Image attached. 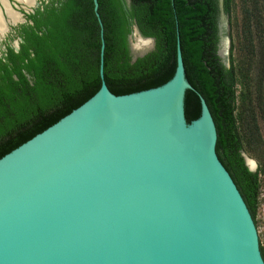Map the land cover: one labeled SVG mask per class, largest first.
<instances>
[{
    "label": "water",
    "instance_id": "water-1",
    "mask_svg": "<svg viewBox=\"0 0 264 264\" xmlns=\"http://www.w3.org/2000/svg\"><path fill=\"white\" fill-rule=\"evenodd\" d=\"M92 1L100 86L0 157V264H264L261 232L221 162L215 118L179 40L167 81L115 94ZM0 20L3 35L14 22L6 7Z\"/></svg>",
    "mask_w": 264,
    "mask_h": 264
},
{
    "label": "trees",
    "instance_id": "trees-1",
    "mask_svg": "<svg viewBox=\"0 0 264 264\" xmlns=\"http://www.w3.org/2000/svg\"><path fill=\"white\" fill-rule=\"evenodd\" d=\"M231 24L229 65L218 54L220 0H98L104 80L115 94L158 86L176 66L177 39L190 84L215 118L216 149L257 225L264 186V0H222ZM19 26V49L0 56V157L79 106L100 86V27L92 0L45 6ZM154 38L132 60L131 25ZM243 153L257 167L250 170ZM261 232L264 259V222Z\"/></svg>",
    "mask_w": 264,
    "mask_h": 264
},
{
    "label": "rangeland",
    "instance_id": "rangeland-1",
    "mask_svg": "<svg viewBox=\"0 0 264 264\" xmlns=\"http://www.w3.org/2000/svg\"><path fill=\"white\" fill-rule=\"evenodd\" d=\"M220 1H221V12H220V16H219V37H221V36L226 37L227 45H226V49L223 50L222 46L220 45V41H219L218 54L221 58V61L226 66H228L229 65V46H230V39L229 38H230V32H231V24L229 21V16L223 10L222 0H220ZM243 1L244 0H233V2H234V10H233L234 13L233 14L236 16L235 19H236L237 23H239V21L241 20L240 9H241V4H243ZM19 7H21V6L17 3V8H19ZM17 21L18 20L14 21V22H17ZM7 24H10V22H8ZM131 32H132V30H131ZM7 43L10 45H13L14 47H17L16 41H14V40L9 41L7 39L6 33H5V35L0 40V55L5 50V46ZM132 43L133 44L135 43L134 37L131 38V44ZM152 47H153V42H150L147 45H145L142 49H138L137 51H134L132 53V56H138L140 54H144V53L148 52L149 50H151ZM263 134H264V131H263ZM244 154L247 155L248 157H250L248 154H246V153H244ZM254 163H255V166L257 167L256 161H254ZM256 219H257V227L261 231L263 228V222H264V186H263V190L260 194V205H259V208L257 211Z\"/></svg>",
    "mask_w": 264,
    "mask_h": 264
},
{
    "label": "flooded vegetation",
    "instance_id": "flooded-vegetation-1",
    "mask_svg": "<svg viewBox=\"0 0 264 264\" xmlns=\"http://www.w3.org/2000/svg\"><path fill=\"white\" fill-rule=\"evenodd\" d=\"M63 1L64 0H0V6H1V8L3 10L6 7L8 16L11 19H13V21L18 20L17 22H10V24H8V30L5 31L6 32V37H7V39L9 41L10 40L16 41L17 49L13 45H10V44L7 43L6 46H5V50L3 51V53L1 55H3L5 53L7 47H13L15 50L19 49V43L21 41V36L19 34V26L18 25H20L22 23H31V21L28 19V16L30 14L35 13L36 10L42 11L45 6H50V5L58 6ZM124 2L126 3V6H127V3H129V0H124ZM17 3L21 7L17 8ZM3 12L6 14L5 11H3ZM0 23H1V20H0ZM133 25H135V22H133L132 25H131L132 32L134 31ZM132 32H130V34ZM4 34L0 35V39L4 36ZM129 35H128V37H129ZM222 40H223V36H221L220 39H219L220 43H221ZM150 42H153V47L151 48V50H152L154 48L155 41L153 40V41H150ZM151 50H149V51H151Z\"/></svg>",
    "mask_w": 264,
    "mask_h": 264
},
{
    "label": "bare ground",
    "instance_id": "bare-ground-1",
    "mask_svg": "<svg viewBox=\"0 0 264 264\" xmlns=\"http://www.w3.org/2000/svg\"><path fill=\"white\" fill-rule=\"evenodd\" d=\"M131 36H133L135 38V43L133 45L134 49H142L145 45H147L151 41L148 38H144V37L140 36L135 28H134V31L131 33ZM220 45L222 46L223 50L226 49V45H227L226 37H223V40L221 41ZM245 157H246L245 159H246L248 166L251 169H255L254 161L248 156H245Z\"/></svg>",
    "mask_w": 264,
    "mask_h": 264
}]
</instances>
